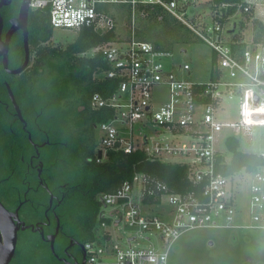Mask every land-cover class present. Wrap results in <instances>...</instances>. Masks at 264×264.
I'll use <instances>...</instances> for the list:
<instances>
[{
  "label": "built area",
  "instance_id": "built-area-1",
  "mask_svg": "<svg viewBox=\"0 0 264 264\" xmlns=\"http://www.w3.org/2000/svg\"><path fill=\"white\" fill-rule=\"evenodd\" d=\"M127 4L162 7L188 26L215 55L212 76L189 79L192 66L177 64L172 51L158 50L133 33L126 41L100 44L109 63L105 79L117 82L110 94L95 92L93 108L105 109L106 120L97 126L98 150H141L149 160L187 166L193 189L180 192L161 178L136 172L112 192L101 194L104 208L97 238L85 242L86 264H169V252L185 231L197 227H258L264 231V165L254 171L225 174L219 164L227 163L230 137H250L253 128L264 125V42L249 40L242 47L226 30L235 16L222 21L221 11L199 10V0H30L33 10H45L54 29L79 32L90 27L106 32L116 26L107 5ZM240 11V10H239ZM237 12L239 14L240 12ZM244 12L251 5L243 6ZM182 50V48H181ZM166 89L156 99L158 89ZM227 101H237L240 118L224 123L219 114ZM264 156V151L256 152ZM224 160H219L220 156ZM179 157V160L171 158ZM244 174V175H242ZM252 176L249 210L251 223L237 222L236 176ZM107 219L110 220L107 222ZM121 222L137 228L125 245L114 242L110 225ZM146 234V235H145ZM157 236L161 243H153ZM145 239L148 245L138 240Z\"/></svg>",
  "mask_w": 264,
  "mask_h": 264
},
{
  "label": "trees",
  "instance_id": "trees-1",
  "mask_svg": "<svg viewBox=\"0 0 264 264\" xmlns=\"http://www.w3.org/2000/svg\"><path fill=\"white\" fill-rule=\"evenodd\" d=\"M245 4L244 0H210L209 4L222 12V21L237 17L239 10L245 15V20H241L239 25L240 31L233 30V39L242 47L249 40L264 42V22L251 11L244 12ZM105 8L115 18L116 26L102 33L90 27L83 28L75 41L66 47L42 44L41 41L51 39L54 28L47 11H33L32 41L37 47L36 67L27 78L30 84L23 99L26 112L40 114L38 126L48 130L53 141V145L45 150L53 171V190L56 191L61 183L67 189V197L58 209L61 225L64 227L66 222L71 228L78 229L85 242L97 238L101 224L99 212L103 206L101 194L114 191L136 172L157 176L180 192L193 189L188 181L187 166L149 160L141 150H110L105 160L98 158L96 126L107 116L105 109L93 108L91 99L95 92L112 93L117 82L104 77L109 63L103 53L90 51L103 43L129 40L133 33L138 39L151 42L158 50L171 51L177 42L187 38L185 33L194 35L188 26L162 7L142 4L133 11L127 4H117ZM124 8L133 23L129 33L121 35L115 13L117 9ZM249 20L253 36L247 40L241 31ZM35 82L40 85H34ZM33 138L38 140L36 133ZM227 145L231 159L219 164V171L234 174L242 170L254 171L264 165V156L241 150L240 138L230 137ZM219 160H224V157L221 155ZM38 205L43 203L39 201ZM40 239L46 243L48 253L39 245L32 246L27 261L23 260L24 264H49V256L54 258L50 244Z\"/></svg>",
  "mask_w": 264,
  "mask_h": 264
},
{
  "label": "flooded vegetation",
  "instance_id": "flooded-vegetation-1",
  "mask_svg": "<svg viewBox=\"0 0 264 264\" xmlns=\"http://www.w3.org/2000/svg\"><path fill=\"white\" fill-rule=\"evenodd\" d=\"M23 2L0 0V201L10 211L18 210L21 221L29 226L21 229L23 224L15 218L20 226L18 241L21 234L34 232L50 244L47 236L56 232L58 209L67 197V189L61 183L53 190V171L48 164L49 155L45 153L53 141L49 131L38 126L40 114L26 112L24 107V92L30 84L27 78L36 67L37 47L32 41L34 10L29 7L25 19ZM26 37L29 62L23 66ZM41 42L45 45L48 41ZM35 133L38 140L33 138ZM39 201L43 205H38ZM33 225H39V229L34 231ZM3 244L0 224V254ZM51 252L60 264H86L87 261L84 237L76 228L61 225L55 252L52 249ZM16 253L17 248L9 264H24L23 260L18 263Z\"/></svg>",
  "mask_w": 264,
  "mask_h": 264
},
{
  "label": "rangeland",
  "instance_id": "rangeland-1",
  "mask_svg": "<svg viewBox=\"0 0 264 264\" xmlns=\"http://www.w3.org/2000/svg\"><path fill=\"white\" fill-rule=\"evenodd\" d=\"M199 10L209 12L212 8L210 0H199ZM211 7V8H210ZM117 22L121 35L129 33L131 28V19L127 11L117 9ZM233 20L240 25L241 20H245V15L239 13ZM232 20V21H233ZM237 26V30L239 29ZM233 27V22L226 25V30ZM248 34L249 30H244ZM187 38L177 42L171 50L174 53L173 58L164 59L166 66L171 65V59H174L177 64L190 63L192 66L191 74L184 72V75L189 79L205 81L212 75V68L216 65L215 55L212 49L195 35H188ZM78 32L71 29H54L51 39L45 44L52 47H66L69 43L75 41ZM231 34H227V37ZM181 48H186L187 51H182ZM94 53L93 50L90 51ZM166 89H158L155 93L156 99L164 98ZM240 118L239 104L237 101H227L223 111L219 114V119L226 122H234ZM241 150L246 152H261L264 151V125L253 128V135L250 137H242ZM230 156V154L228 153ZM179 157L171 158V160H179ZM244 175V174H242ZM235 180L238 183L237 190V205L238 216L237 222L242 224L251 223V214L249 210V200L251 195V185L253 183L252 176L244 178L236 176ZM107 212L112 210L111 207L104 208ZM72 226L65 222L64 228ZM112 235L114 242H119L121 245L127 243L126 239L130 234L137 231L125 222H121L118 226L113 224L107 227ZM146 235V234H145ZM142 245H148L143 238L138 239ZM152 242L161 243L157 236L152 237ZM41 246L47 251V245L40 236L34 232L23 233L19 237L16 259L27 261L31 247ZM49 256V255H48ZM32 259V258H31ZM23 263V262H22ZM33 264V262H30ZM34 264H36L34 262ZM49 264H60L55 258L49 256ZM169 264H264V231L258 227H197L182 233L174 247L169 252Z\"/></svg>",
  "mask_w": 264,
  "mask_h": 264
},
{
  "label": "water",
  "instance_id": "water-1",
  "mask_svg": "<svg viewBox=\"0 0 264 264\" xmlns=\"http://www.w3.org/2000/svg\"><path fill=\"white\" fill-rule=\"evenodd\" d=\"M30 7L29 0H24L23 2V15L25 19L27 18L28 10ZM185 50V49H184ZM29 62V44H28V37H26V60L23 66H26ZM19 112L20 109H19ZM102 151L98 152V157L102 158ZM15 218H17L18 223L23 224L21 229H26L29 227L23 221H21L19 217V211H10L1 201H0V224L3 227V234H4V244L0 254V264H9L16 252L17 244H18V231L20 226L16 224ZM57 229L56 232L47 236V240L50 242V246L53 252H55V240L56 236L59 232V228L61 226L60 217L57 216ZM33 230L36 231L39 229V225H33ZM43 233V231H42ZM44 234V233H43Z\"/></svg>",
  "mask_w": 264,
  "mask_h": 264
},
{
  "label": "crops",
  "instance_id": "crops-1",
  "mask_svg": "<svg viewBox=\"0 0 264 264\" xmlns=\"http://www.w3.org/2000/svg\"><path fill=\"white\" fill-rule=\"evenodd\" d=\"M244 1H246L247 4H250L251 5V12H252V14L255 17H258V18L262 19L263 22H264V0H244ZM237 16H238V14H237ZM234 18H236V17H234ZM232 22H233V27L230 29V34H231V37L233 38V34H234V31L233 30H237V26L239 24L235 20H233ZM244 30H249L248 34H246V32ZM239 31L240 30L238 29L237 32H239ZM252 32H253V26H252L251 21L250 20L249 21H246V26L241 31L243 37L246 38L247 40H249L251 38V36H253V33ZM182 51H187V49L186 48H182ZM99 151L100 150H98V142H97V153ZM102 154H103V152H102ZM102 157H103V155H102ZM106 158L107 157H104V159H102V160H105Z\"/></svg>",
  "mask_w": 264,
  "mask_h": 264
}]
</instances>
